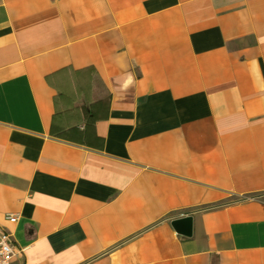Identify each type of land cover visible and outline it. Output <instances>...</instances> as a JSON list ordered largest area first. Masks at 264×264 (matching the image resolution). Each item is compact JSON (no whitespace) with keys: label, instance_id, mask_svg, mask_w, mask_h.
<instances>
[{"label":"crops","instance_id":"obj_1","mask_svg":"<svg viewBox=\"0 0 264 264\" xmlns=\"http://www.w3.org/2000/svg\"><path fill=\"white\" fill-rule=\"evenodd\" d=\"M0 228L14 264H264V0H0Z\"/></svg>","mask_w":264,"mask_h":264},{"label":"built area","instance_id":"obj_2","mask_svg":"<svg viewBox=\"0 0 264 264\" xmlns=\"http://www.w3.org/2000/svg\"><path fill=\"white\" fill-rule=\"evenodd\" d=\"M6 219L15 223L19 220V215L7 213ZM20 252L13 234L0 228V264H14Z\"/></svg>","mask_w":264,"mask_h":264},{"label":"water","instance_id":"obj_3","mask_svg":"<svg viewBox=\"0 0 264 264\" xmlns=\"http://www.w3.org/2000/svg\"><path fill=\"white\" fill-rule=\"evenodd\" d=\"M173 225L181 234L190 236L193 233V219L191 216L176 219L173 221Z\"/></svg>","mask_w":264,"mask_h":264}]
</instances>
